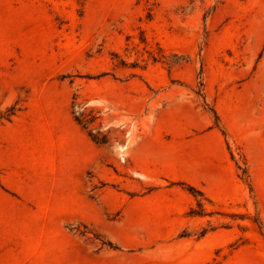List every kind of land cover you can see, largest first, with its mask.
Here are the masks:
<instances>
[{
  "label": "rangeland",
  "instance_id": "1",
  "mask_svg": "<svg viewBox=\"0 0 264 264\" xmlns=\"http://www.w3.org/2000/svg\"><path fill=\"white\" fill-rule=\"evenodd\" d=\"M1 115L0 159L56 169L78 124L92 166L70 209L0 169V264H264V0H0Z\"/></svg>",
  "mask_w": 264,
  "mask_h": 264
},
{
  "label": "crops",
  "instance_id": "2",
  "mask_svg": "<svg viewBox=\"0 0 264 264\" xmlns=\"http://www.w3.org/2000/svg\"><path fill=\"white\" fill-rule=\"evenodd\" d=\"M73 128L80 143L78 146L63 148L62 150L72 152L74 159L62 161V163L56 165V169L50 159L46 161L37 159H0V169L2 170V181L4 184L15 193L26 196L32 194L27 192V179L32 180L35 184L42 178L50 179L53 176V179L60 181L55 188L54 205L57 209H70L74 200L71 197H67L72 194L75 186L66 184L72 183L75 185V180L81 178L92 166L90 160L92 143L90 137L84 135L78 124H73ZM194 163V169L184 167L183 176L186 179L197 184L198 179H213L215 177L216 172L213 171L211 166L214 164L217 168L218 159H194ZM208 163L211 165L210 170L207 168ZM8 204L11 207L21 205L12 198L8 200Z\"/></svg>",
  "mask_w": 264,
  "mask_h": 264
},
{
  "label": "trees",
  "instance_id": "3",
  "mask_svg": "<svg viewBox=\"0 0 264 264\" xmlns=\"http://www.w3.org/2000/svg\"><path fill=\"white\" fill-rule=\"evenodd\" d=\"M79 1L84 5V3H85L86 1H88V0H79ZM213 111H214V113H215L216 118L219 119V116H218L216 110L213 109ZM12 114H14V112H13ZM0 117H3V115H1ZM8 118H10V116H9ZM91 135H92V134H91ZM92 137H93V135H92ZM93 138H94V137H93ZM94 139H95V138H94ZM238 168H242V166H241L240 164H238ZM243 170H244V172L247 174V179H248V178H249L248 168H245V169H243ZM180 184H181L182 186H184L187 190H189L191 193L196 194V196H197V195H200V196H204V195H205L204 190L201 189V188H199L198 186H196V185H194V184H191V183H189V182H187V181H182ZM148 190L150 191V190H152V188H149ZM197 201H198V204H199V205H202L201 198H198ZM189 213H190V214H201V212H200V211H197L194 207H192V208L190 209ZM260 224H261V226H263V222H262V221H260ZM202 234H204V233H201V235H202Z\"/></svg>",
  "mask_w": 264,
  "mask_h": 264
},
{
  "label": "bare ground",
  "instance_id": "4",
  "mask_svg": "<svg viewBox=\"0 0 264 264\" xmlns=\"http://www.w3.org/2000/svg\"><path fill=\"white\" fill-rule=\"evenodd\" d=\"M62 213H64V214H65V213H67V212H65V211H62ZM164 232L168 233L167 231H164ZM2 243H3V242H0V246L2 245ZM203 259H204V258H203ZM199 260H200V259H199ZM189 263H191V262H189Z\"/></svg>",
  "mask_w": 264,
  "mask_h": 264
}]
</instances>
